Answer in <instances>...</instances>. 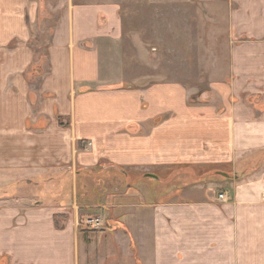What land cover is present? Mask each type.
<instances>
[{
    "label": "crops",
    "instance_id": "0c3cea01",
    "mask_svg": "<svg viewBox=\"0 0 264 264\" xmlns=\"http://www.w3.org/2000/svg\"><path fill=\"white\" fill-rule=\"evenodd\" d=\"M188 1L226 39L225 77L195 100L183 82L127 79L120 0H0V193L67 168L144 194L133 183L209 171L128 205L127 226L92 244L55 204L2 208L0 264H264V0ZM51 22L35 63L30 27Z\"/></svg>",
    "mask_w": 264,
    "mask_h": 264
},
{
    "label": "rangeland",
    "instance_id": "374dc122",
    "mask_svg": "<svg viewBox=\"0 0 264 264\" xmlns=\"http://www.w3.org/2000/svg\"><path fill=\"white\" fill-rule=\"evenodd\" d=\"M120 3L125 34L118 47L127 79L146 76L150 84L183 82L186 90L194 93L195 100L196 95L211 91V82L225 77L226 39L221 34L223 28L210 21L201 6L188 0H120ZM53 23L30 27L33 36L30 47L34 51L35 63L46 62L49 44L47 31L51 30ZM35 66L27 71L28 79L35 72ZM76 169L67 168L64 172L54 173L50 176L53 178L50 182H26L24 188L20 189L9 182V187H4V193H0V209L19 206L21 208L18 209L25 211L39 207V202L46 206L55 204L58 207L54 221L58 227L73 222L79 237L85 243L92 244L96 239L112 237L119 228L127 226L131 213L128 212V205L155 202L172 186L189 185L196 181L197 171L201 176L209 172L204 169H198L195 173L190 172L191 169L186 170L185 175H180L182 180L168 183L169 187L149 179L143 184L133 183L134 190L141 187L152 190L151 194H144L102 192L105 185L109 186L110 191L112 183L105 182L97 175H81L79 168ZM213 175L211 173V177ZM50 188L55 193H48ZM116 203L124 207L115 208ZM100 204L105 207H99ZM90 219L99 220L101 225L97 228L89 226L87 221Z\"/></svg>",
    "mask_w": 264,
    "mask_h": 264
},
{
    "label": "built area",
    "instance_id": "2783aa9c",
    "mask_svg": "<svg viewBox=\"0 0 264 264\" xmlns=\"http://www.w3.org/2000/svg\"><path fill=\"white\" fill-rule=\"evenodd\" d=\"M219 199L222 200V201H226L227 200V196L225 194H222L219 196ZM87 224L89 226H92L94 228H97L101 225V222L97 219H90L87 221Z\"/></svg>",
    "mask_w": 264,
    "mask_h": 264
},
{
    "label": "water",
    "instance_id": "95a60500",
    "mask_svg": "<svg viewBox=\"0 0 264 264\" xmlns=\"http://www.w3.org/2000/svg\"><path fill=\"white\" fill-rule=\"evenodd\" d=\"M148 176H149V177H152V178L155 177L154 175H148Z\"/></svg>",
    "mask_w": 264,
    "mask_h": 264
}]
</instances>
